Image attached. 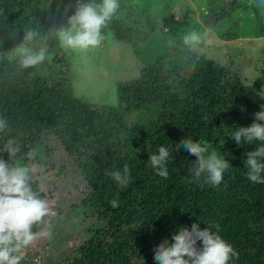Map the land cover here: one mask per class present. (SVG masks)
<instances>
[{
	"label": "trees",
	"instance_id": "16d2710c",
	"mask_svg": "<svg viewBox=\"0 0 264 264\" xmlns=\"http://www.w3.org/2000/svg\"><path fill=\"white\" fill-rule=\"evenodd\" d=\"M252 1L220 3L205 19L206 26L222 39L239 37L237 13L253 7ZM119 3L103 33L112 32L136 54L153 28L140 26L135 16L143 10ZM75 9L76 0H0V117L10 128L0 133V158L11 162L2 151L9 136L19 140L17 158L23 163L30 161L25 152L36 154L46 147L43 140L52 137L74 160L89 191L82 203L95 231L57 264H157L155 248L165 239L172 243L178 229L190 230L193 223L218 232L233 246L238 258L229 264H264V183L250 181L244 164L247 152L264 142L249 144L242 138L237 145L232 137L238 128L250 126L253 114L261 110L264 98H251L261 82L244 85L226 67L198 57L182 44L177 47L181 59H157L136 80L119 87L118 106L112 108L75 97L67 55L54 36L44 41L51 62L22 70L6 59L27 29L46 36L66 26ZM41 43L34 41L36 47ZM136 112L146 114L145 122L129 124L128 115ZM184 138L209 145L227 160L219 185L205 182L204 175L193 179L189 169L197 157L183 146L176 149ZM160 146L170 151L166 179L149 160ZM125 165L130 180L120 188L108 173H123ZM32 184L45 199L33 173ZM112 199L119 200V207L111 206ZM47 223L45 217L44 225L33 230L43 233ZM197 247H202L201 241Z\"/></svg>",
	"mask_w": 264,
	"mask_h": 264
},
{
	"label": "rangeland",
	"instance_id": "374dc122",
	"mask_svg": "<svg viewBox=\"0 0 264 264\" xmlns=\"http://www.w3.org/2000/svg\"><path fill=\"white\" fill-rule=\"evenodd\" d=\"M135 11V16L148 32L137 52L125 42L118 41L110 31L104 32L105 41L99 48L86 53L63 49L68 58L72 89L76 98L90 105L117 107L119 87L136 80L141 71L157 59H181L182 35L190 30H209L208 39L195 52L223 67L240 82L252 86L256 80L260 89L252 94L253 101L262 99L264 86V7L253 0V7L237 13L239 37L222 39L205 24V19L226 0H120ZM176 45L169 47L167 41ZM176 51V52H175ZM142 112L131 113L127 122L137 125L145 122ZM35 159L27 164L32 168L46 194L51 213L47 228L32 245L24 250V264H57L86 241L95 231L91 214L82 201L88 194L87 186L74 160L66 155L54 138L44 139ZM202 145H207L203 143ZM209 146V145H207ZM214 149L209 146V152ZM206 154V155H207ZM22 162V161H21ZM23 163V162H22ZM50 233V234H49Z\"/></svg>",
	"mask_w": 264,
	"mask_h": 264
},
{
	"label": "clouds",
	"instance_id": "9594fccd",
	"mask_svg": "<svg viewBox=\"0 0 264 264\" xmlns=\"http://www.w3.org/2000/svg\"><path fill=\"white\" fill-rule=\"evenodd\" d=\"M258 6L264 7V0H257ZM120 8L119 0H76L75 12L68 17L67 25L50 30L48 35L41 36L38 29L29 28L24 32L23 40L14 47L6 56L11 62H16L20 69L35 68L51 62L48 45L44 43L49 37L54 36L59 46L65 50L76 53H86L90 49L99 48L105 41L103 33L108 23L116 15ZM209 30L202 32L190 30L181 37V42L191 52H196L208 39ZM39 39L42 43L36 47L34 41ZM169 47H174L176 41L169 39ZM196 61L192 62L195 68ZM264 98V86L259 93ZM261 110L255 112L254 121L250 126L238 128L232 135L237 145L244 142L251 144L253 141L264 142V104ZM10 131L9 121L0 117V133ZM180 146L190 154L197 157L194 165L189 169L193 179L199 181L201 176L206 177L207 183L213 186L219 185L223 180V173L228 169L229 163L221 158L215 150L209 152V146L202 145L192 138H184ZM9 161L0 158V264H20L24 258V250L32 245L42 235L40 231H34L44 225L45 217L51 213L50 206L42 199L38 192L34 191L32 184V168L27 163L18 159L21 152L19 140L9 136L3 145ZM207 154V155H206ZM26 160L35 159V152L29 150L24 153ZM170 157L169 148L160 146L158 154L149 157L157 174L167 178V161ZM264 146L257 147L246 154L244 161L248 169L247 177L253 183H264ZM108 175L114 179L120 188H126L130 180V172L127 165L123 173L119 170L112 171ZM113 208L119 207V200L109 201ZM218 227V226H217ZM50 234V233H49ZM172 243L165 239L154 250V259L157 264H229V261L238 253L233 246L210 228L201 230L199 225L193 223L191 229L181 227L172 236ZM197 241L202 242V247H197Z\"/></svg>",
	"mask_w": 264,
	"mask_h": 264
}]
</instances>
